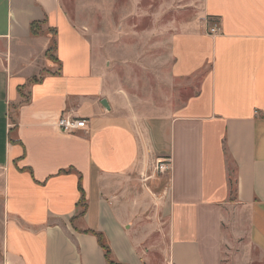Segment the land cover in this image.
<instances>
[{"label": "crops", "instance_id": "1", "mask_svg": "<svg viewBox=\"0 0 264 264\" xmlns=\"http://www.w3.org/2000/svg\"><path fill=\"white\" fill-rule=\"evenodd\" d=\"M188 1L197 16L164 27L180 99L141 117L61 0H0L3 264H108L92 232L119 264H154L144 213L167 223L168 264H224L233 237L264 252V0Z\"/></svg>", "mask_w": 264, "mask_h": 264}, {"label": "rangeland", "instance_id": "2", "mask_svg": "<svg viewBox=\"0 0 264 264\" xmlns=\"http://www.w3.org/2000/svg\"><path fill=\"white\" fill-rule=\"evenodd\" d=\"M188 2L61 0L62 10L68 19L85 33L94 55L108 70L107 85L115 97L118 95L120 109L124 113L156 116L172 110L174 100L180 99L184 83L181 85L172 77L174 59L170 34L173 30H164V27L197 16L195 10L198 7L186 5ZM207 22L209 30L217 25L220 31L218 20L209 18ZM34 31L44 30L42 26H36ZM156 166L157 163L150 165V185L158 182L152 176ZM137 179V184H141L145 178ZM151 205L156 207L154 203ZM1 208L0 203V216ZM141 218L139 225L148 232L144 250H152L154 264L167 263V223L160 222L157 215H152L151 219L144 213ZM222 255L224 264H264V252L254 247L248 237L231 238ZM2 259L0 254V264H3Z\"/></svg>", "mask_w": 264, "mask_h": 264}, {"label": "built area", "instance_id": "3", "mask_svg": "<svg viewBox=\"0 0 264 264\" xmlns=\"http://www.w3.org/2000/svg\"><path fill=\"white\" fill-rule=\"evenodd\" d=\"M212 34H216L219 32L218 26L215 25L210 29ZM87 121L85 119L75 118L73 116H62L58 121V126L64 133H75L77 130L85 128ZM167 169V165L164 163H160L156 166V170L165 171Z\"/></svg>", "mask_w": 264, "mask_h": 264}, {"label": "trees", "instance_id": "4", "mask_svg": "<svg viewBox=\"0 0 264 264\" xmlns=\"http://www.w3.org/2000/svg\"><path fill=\"white\" fill-rule=\"evenodd\" d=\"M32 30L34 31V26L32 28ZM80 206L83 208V212L82 214L84 213V209H85V204L82 200V202L80 203ZM94 235H96L97 239H98V242L100 244V246L102 247V249L104 250L105 252V257H106V260H107V263L108 264H119L117 261H115V259L113 258L112 256V252H111V249H110V246L104 236L103 233H100V232H92Z\"/></svg>", "mask_w": 264, "mask_h": 264}, {"label": "water", "instance_id": "5", "mask_svg": "<svg viewBox=\"0 0 264 264\" xmlns=\"http://www.w3.org/2000/svg\"><path fill=\"white\" fill-rule=\"evenodd\" d=\"M101 103L104 107H106L107 109H110V106H109L108 101L106 99H103Z\"/></svg>", "mask_w": 264, "mask_h": 264}]
</instances>
